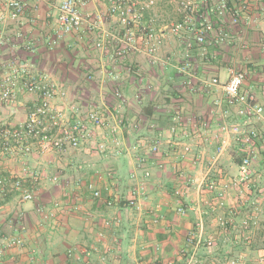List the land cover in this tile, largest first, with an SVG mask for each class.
Returning <instances> with one entry per match:
<instances>
[{
    "label": "crops",
    "instance_id": "obj_1",
    "mask_svg": "<svg viewBox=\"0 0 264 264\" xmlns=\"http://www.w3.org/2000/svg\"><path fill=\"white\" fill-rule=\"evenodd\" d=\"M82 1L85 2L82 13L99 18L101 30L110 35L120 34V26L107 13L108 0ZM29 4L37 7L29 9L21 31L34 43V52L24 50V40H17L13 34L16 27L10 26L3 30L11 42L0 49V62L13 57L46 72L63 85L71 102L85 108L107 100L113 89L120 88L131 99V106L125 111L123 143L128 146L140 137L158 135L163 136L165 143L154 158L162 167L150 166L151 177L145 182L148 209L140 215L122 207L133 185L129 177L132 163L127 157H103L86 152L34 153L27 163L41 177L35 201L17 203L16 210L11 211L13 214L8 213L9 201L0 207L1 236L19 237L24 245L0 253V264H100L98 259L102 254H105V264H183L180 253L186 247L185 235L201 218V203L216 197V194H205V180L212 175L219 185L230 177L228 174L236 172L240 162L234 158L240 149L233 136L220 130L223 123L230 125L236 121L223 102L222 89L218 86L205 91L200 81L211 78L224 81L226 68L236 65L232 57L236 54L262 63L259 59L264 57V12L252 3L249 21L236 28L237 35L232 44L203 50L194 44L193 36L186 28L177 36L168 32L180 21V13L171 0H156L151 10L141 12L137 36L140 40L142 29L152 30L161 45L148 56L146 46L140 41L135 52L116 58V41L107 44L105 52L94 47L99 32L87 35L82 41L68 35L49 46L48 40L53 38L54 30L52 18L47 16L56 14L59 0L52 6L36 0H29ZM32 15L37 17L34 24L29 23ZM190 40L193 44L189 53L190 66L183 72L185 43ZM225 59L227 63L231 62L224 67L221 62ZM245 86L257 92V85L246 82ZM262 94L260 101L264 102V91ZM136 95L139 100L134 99ZM30 99V96H19L22 107L17 115L9 118L11 122L24 120ZM222 110L229 111L226 120L222 118ZM202 121L207 123L206 129L200 127ZM134 123H140L136 133L130 127ZM173 126L178 128L176 134L170 132ZM175 142L190 144L189 153L182 155L184 149L173 146ZM0 167L11 168V164L1 162ZM95 169L113 175L96 185L105 187L103 200L118 201V209H108L83 187L94 180L92 171ZM54 176L59 177L57 184L50 182ZM76 183L81 185L80 189ZM176 192L180 197L175 195ZM226 200L230 201V196ZM55 202L62 206L55 211L54 220L42 223L34 207L42 204L53 209ZM74 205L77 210H69ZM179 205L184 207L182 215L175 212ZM113 213L122 216V224L104 230L105 244L111 247L110 253H104L102 242L96 236L102 230V219ZM113 238L118 242H113ZM68 250L74 251V257L67 255Z\"/></svg>",
    "mask_w": 264,
    "mask_h": 264
},
{
    "label": "built area",
    "instance_id": "obj_2",
    "mask_svg": "<svg viewBox=\"0 0 264 264\" xmlns=\"http://www.w3.org/2000/svg\"><path fill=\"white\" fill-rule=\"evenodd\" d=\"M56 0H36L52 6ZM180 13V21L168 29L171 35L177 36L186 28L193 36L196 46L203 50L209 47H217L226 43L232 44L236 37V28L249 21V8L252 3L264 12V0H171ZM107 13L114 18L120 26V34H108L101 30L99 18L89 14H83L81 8L85 5L82 0H59L56 14L52 18L53 38H49V46H54L68 35H74L76 40L82 41L87 35L99 32L94 47L105 52L107 44L116 41L114 56L122 58L135 52L141 41L145 46V53L151 56L156 48L161 45V40L155 36L152 30L142 29L143 37L139 40L138 24L141 12L151 10L156 0H108ZM29 0H0V49L11 42L3 30L10 26L16 27L14 36L17 40H24L23 48L26 52H34V43L22 33L21 26L30 8ZM37 17L29 19L34 24ZM241 38V36H240ZM111 39V40H110ZM109 40V41H108ZM192 41H187L184 48L185 64L183 72L189 68V53L193 48ZM245 46V43H243ZM247 71L231 65L226 68V79L219 78L200 81L201 87L209 91L212 87H221L223 102L232 111L236 121L232 124L223 123L220 130L230 133L241 151L240 162L235 176L225 179L220 183V189L216 192L218 198H222L229 189H235L239 195L243 190L251 189L254 176L253 164L259 154L264 155V102H261L257 93L246 87ZM194 78V75H190ZM30 96V105L26 108L24 120L18 123H10L6 119L17 115L18 108L22 107L19 96ZM135 100H139L136 95ZM131 99L122 89L116 88L111 92L107 100L92 104L86 108L75 102H71L67 90L63 85L55 82L46 72L35 69L27 62L17 61L8 57L0 62V158L20 159L18 170H3L0 167V200L8 192L17 194L20 203H32L36 199V189L41 183L40 173L28 165L27 160L34 153L55 152L66 155L71 152L93 153L99 156H125L132 163L129 177L133 182L128 196L123 200V209L137 215L147 210L146 202L148 194L145 182L151 177V165L159 169L162 164H157L154 158L160 153L165 140L158 135L152 138L146 136L136 139L126 146L121 138L125 126V111L130 108ZM222 118L229 117L228 110L221 111ZM8 117V118H6ZM135 133L139 131L140 123L130 126ZM178 127H181L178 124ZM201 128H207L205 121L200 122ZM178 128L170 129L172 134L177 133ZM186 138V135H183ZM189 138V137H188ZM173 146L184 149L185 155L190 151V144L175 142ZM23 160V161H22ZM264 167V166H263ZM94 180L89 181L83 187L91 192L94 200L102 202L108 209L119 208L116 199H102V189L96 184L105 182V178L113 175L105 170L92 171ZM140 172V175L138 174ZM58 176L51 178L50 182L57 184ZM79 189L81 185L75 184ZM180 197V193L176 192ZM119 200V199H118ZM61 203H53V209L42 204L34 207V212L42 223L52 222L55 211L60 209ZM77 206L69 207L76 211ZM177 213L184 214L183 205L177 207ZM156 223V220H153ZM122 216L113 213L102 219V230L96 238L102 242L104 253L111 252V247L105 244V231L113 227H120ZM113 242H118L113 238ZM200 236L188 233L186 245L199 244ZM115 244V243H114ZM24 242L19 237H4L0 240V253L23 247ZM211 247L212 241L205 242ZM67 255L74 257V251L68 250ZM99 263L105 264V254L99 257ZM190 264L191 259L187 260ZM190 261V262H189Z\"/></svg>",
    "mask_w": 264,
    "mask_h": 264
},
{
    "label": "rangeland",
    "instance_id": "obj_3",
    "mask_svg": "<svg viewBox=\"0 0 264 264\" xmlns=\"http://www.w3.org/2000/svg\"><path fill=\"white\" fill-rule=\"evenodd\" d=\"M232 57L238 60L237 63L234 59L236 68L247 71L246 82L257 85L258 89L256 93L259 99H261V96H263L262 92L264 91L262 89L264 85V57L259 59L262 63L251 61L252 59H243L240 55L237 56V54ZM229 63H227L226 59L221 62L224 67ZM19 109L18 112L20 111ZM6 120L13 123L9 118ZM239 152L238 155L234 154V158L240 160L242 153L240 150ZM1 162H9L11 164L10 169L12 170L16 171L19 169L20 159L18 157L11 160L0 158ZM263 166L264 155L261 153L256 159L255 164H253L255 173L249 191L243 190V194L239 195L235 189H229L222 198L216 196L212 200H206L201 203V210H203L200 214L201 218L196 221L197 224H193L188 232L195 234V236H200V242L199 244L186 245L183 248V253H180L183 256L182 258H184L183 264H187L188 259H191V262L189 261L190 264H264ZM226 171L229 173L228 170ZM211 173L213 172L211 171ZM236 173L237 169L236 172L230 173L228 176L233 177ZM230 177L225 179H229ZM205 181L204 183L207 184L205 191L208 192H205L206 195L213 196V194L219 191L220 184L216 183L214 176L211 175L210 179ZM229 196L231 198L230 201L226 200ZM5 201L11 203L8 207V213L13 209L16 210L17 203H20L17 199V194L14 192H8L0 200V207L4 205ZM12 212L10 214H13ZM175 212L178 214L177 208ZM188 233L185 235V242ZM1 234L0 239L9 235L1 236ZM208 240L212 241L213 245L211 247L205 245V242ZM223 244L225 245L223 246Z\"/></svg>",
    "mask_w": 264,
    "mask_h": 264
}]
</instances>
